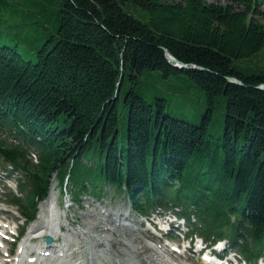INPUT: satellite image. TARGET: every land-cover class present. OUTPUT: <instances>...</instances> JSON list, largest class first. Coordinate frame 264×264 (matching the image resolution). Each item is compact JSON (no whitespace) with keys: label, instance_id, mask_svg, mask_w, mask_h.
<instances>
[{"label":"trees","instance_id":"1","mask_svg":"<svg viewBox=\"0 0 264 264\" xmlns=\"http://www.w3.org/2000/svg\"><path fill=\"white\" fill-rule=\"evenodd\" d=\"M261 15L256 0H0V163L23 171L25 209L54 175L125 186L136 208L192 205L207 234L264 251ZM172 75L203 91L198 119L152 79Z\"/></svg>","mask_w":264,"mask_h":264},{"label":"rangeland","instance_id":"2","mask_svg":"<svg viewBox=\"0 0 264 264\" xmlns=\"http://www.w3.org/2000/svg\"><path fill=\"white\" fill-rule=\"evenodd\" d=\"M206 1H209V2L220 1L224 3L227 2V0H206ZM256 1L258 3L259 9L262 11V15L259 16L258 19H259V22L264 26V0H256ZM259 59L260 61L256 59L254 64L252 63L253 65L250 63H247L248 66L252 68L251 70H254L255 68H258V67H264V51L261 53ZM241 64H245V63L242 62ZM152 73L153 75L155 74V72H152ZM152 79L155 82L159 83L158 86L162 89L164 95L168 97L169 99L168 104L170 105L171 111L174 114L185 115L190 120L198 119L199 114L204 110V107H205V96L201 89L195 90V88L193 87L191 88L190 86L186 85L187 82L185 83L178 76H175V75L169 76L167 78H162L161 80L158 79V81H156V79L154 78ZM217 100H218L217 111L219 112L218 113L219 120L216 124V130H222V127H223L222 112H223V107H224V100L222 97H219ZM69 183L70 184H68L67 190L64 192L62 191V186H60L58 179L55 176L51 179L50 184L53 185V190H52L53 193L60 195L58 198L61 201V204H60L61 208H63V210H66L69 221L75 225L74 227L83 225L87 227L90 231L92 230L94 232H99L98 226L95 225L94 222H89V220L91 219L84 218L79 213L82 209H84V206L89 203V200H88L89 197L85 196L83 198L81 197V199L75 198V196L72 195L73 194L72 192L73 190H77L78 187L77 186L74 187L75 185L74 184L72 185L71 182ZM108 192L110 193L108 195L111 196L110 202L112 204H120L123 202L121 194L115 193L113 192V190H108ZM69 196H71V199H74V200L76 199V202H78V204H74L71 207L68 206L67 208L64 206L70 203V201L66 199ZM2 199H6V197H3L2 195ZM63 200L65 201V203L63 202ZM88 207L92 208V206H88ZM12 211L13 212L11 213L10 217L14 218L15 220H18L19 216L17 215L16 210L12 209ZM29 225L27 226V229ZM116 234L118 235V233ZM124 236H127L126 232H119V238L118 239L116 238V240H113V242L111 243L112 244L111 247H113L114 253L119 254L120 256L125 255L122 253L123 246H126V244L124 243L125 241ZM139 255L140 257L143 256L142 253H140ZM0 256H2L1 252H0Z\"/></svg>","mask_w":264,"mask_h":264},{"label":"bare ground","instance_id":"3","mask_svg":"<svg viewBox=\"0 0 264 264\" xmlns=\"http://www.w3.org/2000/svg\"><path fill=\"white\" fill-rule=\"evenodd\" d=\"M172 63V62H171ZM173 64V63H172ZM180 68V67H179ZM66 180V178H65ZM87 184V183H86ZM50 190H53V185L51 184ZM53 193V191H52ZM50 194L49 197L46 199V201L42 204L41 209L39 211L38 214V219L37 221L33 224L32 226V230L31 232L27 235L26 239L24 240L23 243H21L19 245L20 248H22V250L26 249V248H30L31 245V241L30 239L35 237L36 235L38 236L39 234H42L45 232V230H50L53 233L50 234H45L44 235H51L52 238L56 237V234L58 235L59 232H57L56 230L58 229V225L56 224V220L59 218V221L61 220L62 222L65 221V211H60L59 213H56V209L54 206V199H53V194ZM64 223V222H63ZM80 227V233H82L84 236L86 235V238H90V237H94L95 239H98L101 244L103 245V248H94L90 246V250H89V257L87 258V261H92L93 263L96 262V259L94 260V256H95V252H97L100 255V251L104 250L108 252V247H109V241L111 240L110 237L107 236H103L100 237L99 235L101 234H97L93 231H90L87 227ZM36 228V229H35ZM37 230V232H36ZM29 242V243H28ZM77 243L73 242L70 244V246L67 248V254H69L71 256V258L73 260H70V262H68L69 260H67L66 256L64 257H60L57 253L60 250V245L57 244H53L50 245L49 247H47L46 249H39L36 248L35 245V251L36 254H52L51 256H49V259L52 260L51 263H45L44 260H37L35 263H28V262H23V261H15L14 257L15 256H22L21 253H16L15 256L13 257V262L12 264H79L80 262V258L79 256L81 254H79L77 257L73 258V254L77 253V249L74 247ZM100 244H97V246L99 247ZM132 245V244H131ZM146 245L151 246L154 250L152 255H147L146 258L150 261H152L153 259V263L151 264H184V263H180L177 262L173 259H170L168 257V253L165 251L166 248V244H163L161 246H158L156 243L152 244V243H148L146 242ZM66 247V244H65ZM74 247V248H73ZM47 253L44 252L45 250H49ZM66 254V255H67ZM31 255H27L26 256V260L28 257H30ZM103 258H101V256H99V258L97 257V263L98 264H106V261H113V259L115 260V258L111 257V255L104 253ZM58 259V260H57ZM78 259V260H76ZM121 260L124 261H129L128 264H140V262L137 260V258L132 254L130 256V254L128 255V257H124V258H116L115 261H117V264H122ZM54 261V262H53ZM101 261V262H99ZM108 263V262H107ZM81 264V263H80ZM95 264V263H94Z\"/></svg>","mask_w":264,"mask_h":264},{"label":"water","instance_id":"4","mask_svg":"<svg viewBox=\"0 0 264 264\" xmlns=\"http://www.w3.org/2000/svg\"><path fill=\"white\" fill-rule=\"evenodd\" d=\"M165 55H166L168 61L169 62H172L173 65L176 66V67H180V68H200L197 65H191V64H187V63H184V62L179 61L172 54H170L167 50H165ZM230 80H232V81H238L235 78H230ZM261 87L264 88V85H262Z\"/></svg>","mask_w":264,"mask_h":264}]
</instances>
